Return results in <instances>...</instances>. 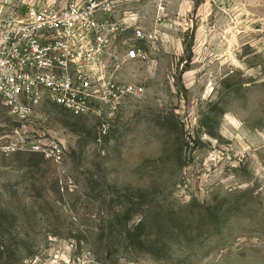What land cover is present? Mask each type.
<instances>
[{"label": "rangeland", "instance_id": "1", "mask_svg": "<svg viewBox=\"0 0 264 264\" xmlns=\"http://www.w3.org/2000/svg\"><path fill=\"white\" fill-rule=\"evenodd\" d=\"M116 1L118 45L149 58L120 66L144 91L104 115L106 134L50 102L18 121L0 97V136L22 146L0 147V264H32L50 236L98 264H264V0Z\"/></svg>", "mask_w": 264, "mask_h": 264}, {"label": "built area", "instance_id": "2", "mask_svg": "<svg viewBox=\"0 0 264 264\" xmlns=\"http://www.w3.org/2000/svg\"><path fill=\"white\" fill-rule=\"evenodd\" d=\"M62 1L64 5L61 0L17 2L0 12V97L18 121L31 120L50 102L77 116L95 114L106 134L110 124L104 115L114 114L122 100L144 91L118 80L120 66L145 61L149 55L128 39L118 45L131 25L115 21L116 0ZM134 37L142 41L146 34L137 27ZM16 135L8 144L0 136L4 152L21 149L20 132ZM30 145L49 160H65L57 141ZM49 241L50 248L37 254L32 264H98L83 241L59 236Z\"/></svg>", "mask_w": 264, "mask_h": 264}]
</instances>
